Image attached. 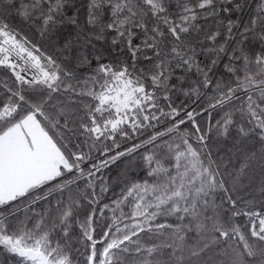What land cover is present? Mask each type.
<instances>
[{
	"label": "snow or ice",
	"instance_id": "obj_1",
	"mask_svg": "<svg viewBox=\"0 0 264 264\" xmlns=\"http://www.w3.org/2000/svg\"><path fill=\"white\" fill-rule=\"evenodd\" d=\"M0 69V264H264V0H0Z\"/></svg>",
	"mask_w": 264,
	"mask_h": 264
},
{
	"label": "trees",
	"instance_id": "obj_2",
	"mask_svg": "<svg viewBox=\"0 0 264 264\" xmlns=\"http://www.w3.org/2000/svg\"><path fill=\"white\" fill-rule=\"evenodd\" d=\"M6 70L0 69V81L4 80ZM10 75V74H9ZM11 83V81H9ZM126 167L125 163L118 162V166H113L111 171L107 173V175L112 176L115 179L116 173L120 172L121 169H124Z\"/></svg>",
	"mask_w": 264,
	"mask_h": 264
}]
</instances>
